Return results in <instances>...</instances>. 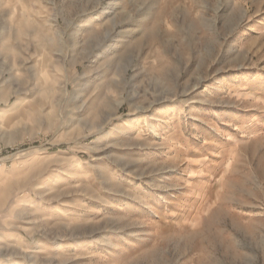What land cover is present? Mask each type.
Segmentation results:
<instances>
[{"label":"rangeland","instance_id":"1","mask_svg":"<svg viewBox=\"0 0 264 264\" xmlns=\"http://www.w3.org/2000/svg\"><path fill=\"white\" fill-rule=\"evenodd\" d=\"M1 114L0 264H264V0H0Z\"/></svg>","mask_w":264,"mask_h":264},{"label":"bare ground","instance_id":"2","mask_svg":"<svg viewBox=\"0 0 264 264\" xmlns=\"http://www.w3.org/2000/svg\"><path fill=\"white\" fill-rule=\"evenodd\" d=\"M164 76H165V75H164ZM167 77H168V76H167ZM183 112H184V114H185L186 117H188V116H190V115L193 114L192 110H185V111H183ZM5 113H6V112H5ZM4 119H5V116L1 114L0 125H1V123L4 121ZM149 127H150L152 130L155 131V128H154L153 125H150V124H149ZM74 174H77V173H74ZM74 174H73V175H74ZM80 208H81V207H80Z\"/></svg>","mask_w":264,"mask_h":264}]
</instances>
